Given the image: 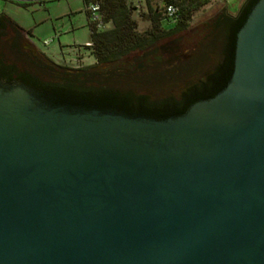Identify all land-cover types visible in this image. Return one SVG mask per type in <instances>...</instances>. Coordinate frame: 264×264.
I'll return each instance as SVG.
<instances>
[{
  "label": "water",
  "instance_id": "obj_1",
  "mask_svg": "<svg viewBox=\"0 0 264 264\" xmlns=\"http://www.w3.org/2000/svg\"><path fill=\"white\" fill-rule=\"evenodd\" d=\"M0 264H264V0L226 87L176 118L0 84Z\"/></svg>",
  "mask_w": 264,
  "mask_h": 264
},
{
  "label": "trees",
  "instance_id": "obj_2",
  "mask_svg": "<svg viewBox=\"0 0 264 264\" xmlns=\"http://www.w3.org/2000/svg\"><path fill=\"white\" fill-rule=\"evenodd\" d=\"M144 1L149 27L139 32L132 19V13L139 7L131 0H82L84 12L88 4H98L104 22L101 31L89 34L90 46L85 47L94 58L95 66L83 69H57L44 54L33 55L25 48L29 31L25 32L0 13V84L24 86L41 102L54 108L97 110L156 121L183 115L188 109L187 103L171 99L158 104L142 93L133 94L135 89L129 86L130 80L141 77L129 74L120 64L127 57L151 51L175 37L189 26L192 14L211 0H161L160 6L154 8L150 0ZM258 1L244 0L234 16L217 21L195 65L199 73L190 91L194 90V97L186 90L182 100H191L193 105L213 98L225 88L233 72L236 35ZM167 5L177 8L175 23L165 19ZM102 66L111 67L105 71L93 70ZM216 86H220L219 92L210 93Z\"/></svg>",
  "mask_w": 264,
  "mask_h": 264
},
{
  "label": "rangeland",
  "instance_id": "obj_3",
  "mask_svg": "<svg viewBox=\"0 0 264 264\" xmlns=\"http://www.w3.org/2000/svg\"><path fill=\"white\" fill-rule=\"evenodd\" d=\"M243 1L232 0L225 4L218 0H211L192 14L188 27L192 32L195 31L201 23L212 19L224 7L229 14L235 15ZM160 3L161 0H150L153 8L159 7ZM136 6L139 8L132 13V19L136 22L137 30L142 32L149 27L146 20L145 1L140 0ZM83 8L82 0H56L42 5L29 3L27 8L17 2L0 0V13L10 16L24 31H29V37H26L29 49L34 50L33 53L39 51L44 54L57 69L66 70L95 66L94 58L84 46L89 41V32ZM45 41L47 44H44ZM131 62L132 60H124L120 65L125 68ZM110 67L102 66L100 71ZM182 67L169 72L168 75L152 76L161 70L147 71L148 75L130 80L129 86L135 89L132 91L133 94L142 93L148 97V100H153L155 103L170 102L186 85L185 81L193 80L199 73L189 65Z\"/></svg>",
  "mask_w": 264,
  "mask_h": 264
},
{
  "label": "flooded vegetation",
  "instance_id": "obj_4",
  "mask_svg": "<svg viewBox=\"0 0 264 264\" xmlns=\"http://www.w3.org/2000/svg\"><path fill=\"white\" fill-rule=\"evenodd\" d=\"M229 15L234 16L229 14L225 7L221 8L212 17V19H209L201 23L195 31L192 32V30L189 27H187L186 29L179 32L175 37L168 40L167 42H164L162 45L152 49L151 51L141 54H136L131 57H127L125 60H132V62L130 63V65L126 66L125 69H127L129 74L134 75V77L135 75L140 77L144 75H148L146 74V72L151 70L152 71L161 70V72L156 73L155 75L152 76H156L159 74L168 75L169 72L175 71L182 66L184 67L185 65H189V63L193 69L198 70L197 67L195 66L196 62L199 60V57L202 56L206 45L209 43L213 35V30L216 27L217 21L220 18H225L226 16ZM25 48L28 51L30 50L32 53L34 51L29 49V45L26 39H25ZM33 55L39 57V52L35 51ZM93 70L100 71V67L95 69L93 68ZM133 71L135 73H131ZM206 71L209 72L211 70L206 69ZM197 80L198 79L192 80L190 83H187L183 88H181L178 95L175 98H173L176 100L175 102L185 105L187 103L186 108L189 109L192 106L191 103L192 101L182 100L181 96L184 91L189 90L188 92L189 94H191L190 96L193 99L194 90H192V92L190 91ZM219 90H220V86H216L214 87V89L212 88V91H210V93L217 91L219 92ZM188 109L185 112H187Z\"/></svg>",
  "mask_w": 264,
  "mask_h": 264
},
{
  "label": "built area",
  "instance_id": "obj_5",
  "mask_svg": "<svg viewBox=\"0 0 264 264\" xmlns=\"http://www.w3.org/2000/svg\"><path fill=\"white\" fill-rule=\"evenodd\" d=\"M6 1H11V2H17L21 4H29V3H38V4H44L45 2L48 1H54V0H6ZM135 3H138L140 0H132ZM221 1L222 3H230L232 0H218ZM85 13L87 15L88 19V32L89 34L101 31L104 28V22H103V17L100 12V7L96 3H90L86 6L85 8ZM164 16L165 19L171 23H175L177 20V8L173 5H167L164 9ZM44 44H47L45 41ZM85 47H89V43L84 44Z\"/></svg>",
  "mask_w": 264,
  "mask_h": 264
},
{
  "label": "crops",
  "instance_id": "obj_6",
  "mask_svg": "<svg viewBox=\"0 0 264 264\" xmlns=\"http://www.w3.org/2000/svg\"><path fill=\"white\" fill-rule=\"evenodd\" d=\"M3 1V0H2ZM54 1H56V0H54ZM22 7H24V8H27L28 7V5H26V6H22ZM83 12H84V8H83ZM2 14H4V15H6L5 13H2ZM84 14H85V12H84ZM7 16V15H6ZM9 18H10V16H8ZM85 17H86V22H87V24H86V26L88 25V19H87V15L85 14ZM11 19V18H10ZM12 20V19H11ZM13 21V20H12ZM18 25V24H17ZM19 26V25H18ZM20 27V26H19ZM21 28V27H20ZM25 32H27V31H25ZM87 43V42H86ZM32 44V43H31ZM39 52V51H38Z\"/></svg>",
  "mask_w": 264,
  "mask_h": 264
}]
</instances>
